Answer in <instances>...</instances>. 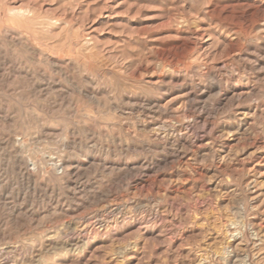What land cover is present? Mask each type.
<instances>
[{
  "label": "rangeland",
  "instance_id": "obj_1",
  "mask_svg": "<svg viewBox=\"0 0 264 264\" xmlns=\"http://www.w3.org/2000/svg\"><path fill=\"white\" fill-rule=\"evenodd\" d=\"M0 264H264V0H0Z\"/></svg>",
  "mask_w": 264,
  "mask_h": 264
},
{
  "label": "bare ground",
  "instance_id": "obj_2",
  "mask_svg": "<svg viewBox=\"0 0 264 264\" xmlns=\"http://www.w3.org/2000/svg\"><path fill=\"white\" fill-rule=\"evenodd\" d=\"M158 134V133H157ZM219 159V158H218Z\"/></svg>",
  "mask_w": 264,
  "mask_h": 264
}]
</instances>
